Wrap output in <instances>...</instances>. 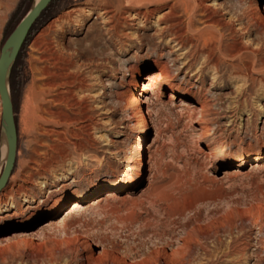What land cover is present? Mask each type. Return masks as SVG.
Wrapping results in <instances>:
<instances>
[{
    "label": "rangeland",
    "instance_id": "obj_1",
    "mask_svg": "<svg viewBox=\"0 0 264 264\" xmlns=\"http://www.w3.org/2000/svg\"><path fill=\"white\" fill-rule=\"evenodd\" d=\"M27 1L0 0V52ZM175 1L154 2L147 18L127 10L113 30L102 10L115 0H53L33 26L10 77L18 145L0 192V223H8L0 228V264H264V0H204L195 26L213 23L223 48H240L239 57L216 52L212 61L200 53L210 42L171 40ZM182 8L174 12L185 27ZM245 60H255L256 71L247 72ZM153 70L169 75L176 93L161 94L155 80L137 105L148 82L141 77ZM34 78L65 95L52 108L60 123L49 127L58 135L26 128ZM1 115L0 102V171ZM147 115L142 139L138 120ZM140 154L141 178L118 183L112 199L68 211L73 199L88 203L112 191L82 196L118 180ZM18 239L22 248L12 244Z\"/></svg>",
    "mask_w": 264,
    "mask_h": 264
},
{
    "label": "bare ground",
    "instance_id": "obj_2",
    "mask_svg": "<svg viewBox=\"0 0 264 264\" xmlns=\"http://www.w3.org/2000/svg\"><path fill=\"white\" fill-rule=\"evenodd\" d=\"M38 1V0H36ZM162 1V0H115L114 3H112L109 7H104V10L102 12L105 14H110L109 18L112 22L111 24V29L116 30L119 23L120 19L123 18L121 15L123 13H127V10H130L137 16H144L148 17L151 13H153V9L150 7L154 2ZM203 2L204 0H176L174 3L169 5V16H170V22L168 25V32L170 35V38L172 41H175L177 45L180 47H185L187 43L190 45H193V40L199 41L203 40L204 42H210L209 45L205 46L200 50L201 54H205V57L208 61H212L213 57L215 56V53L218 52L221 55L228 56L231 58L239 57L240 56V48L235 47V48H223L221 46V35H218V31L215 30V28H211L213 23L211 24L210 27H205V28H197L195 26L196 24V15H197V10L199 8H205L203 7ZM181 5L183 10L187 12L188 14V22L186 23L185 27L183 26V22L179 19L178 15H175V8ZM144 8V10H143ZM264 8V6H263ZM255 10V9H254ZM254 12V11H253ZM256 12V11H255ZM254 12V13H255ZM258 14V13H257ZM109 21V20H108ZM110 24V23H109ZM210 25V24H208ZM185 30L188 31L189 33H192L190 37H187L185 35ZM217 40L218 44L215 45V41ZM193 47V46H192ZM256 56V52H254ZM260 63L259 66L264 65V61L259 59ZM256 61H247L245 60L243 62V68L247 70V72H252L256 71ZM262 67L260 69L258 68L259 71H261ZM145 71V70H144ZM43 72L44 69H43ZM141 78H145L148 80L146 84L143 83L141 86V91L139 92V96H134L133 100L134 102L137 103V105H141V103L144 102L143 98L141 96L143 93L149 91L153 87V83L155 80H157V87L160 90L161 94H163L164 90H168L170 92L169 97H173L175 91V84L169 77V75H163L159 73L158 71H151L150 73L146 74V76H142ZM39 81L37 78H34L32 81V84L28 87L27 93L25 96V104H24V110H25V124L26 128L29 132V134H39V136L44 137V136H51L54 134H60L59 131H57L54 128H50L49 126H57L60 123V120H55L60 114L58 112H55L52 110V108L56 107L57 105L61 104L63 101H65V95L62 96V93L53 95L52 91L56 88L57 85L53 83L52 81L45 82L42 86L38 84ZM71 83V82H70ZM68 84V83H67ZM71 92V91H69ZM68 92V93H69ZM182 105L188 107L191 106V103L189 101H186L185 99H180ZM1 106H2V101L0 98ZM145 112V111H143ZM140 123V131H141V137L142 139L147 136L148 133V127L150 124V117L149 115L142 116L138 120ZM39 137H37V141L40 142ZM150 145L147 146V157L150 156ZM51 149H54L50 147ZM2 150L3 152L6 153L7 156V144L6 141L4 140L3 145H2ZM197 152L203 156L206 157L208 156V150L205 149L202 146H197ZM47 151L45 152L46 155ZM243 158L238 157L235 159L236 162H242ZM33 162L37 163L34 159L32 160ZM51 161H47L44 165L43 168L46 167V165H50ZM143 155H139L138 162L135 164L133 167L127 170V172L120 177L118 180L110 182V183H105L102 186H93L91 188L85 189L82 191V196L85 195H91L94 192L102 189V188H111L115 189L118 185V183L123 184L124 186L129 185L131 182H133L136 178L139 179L142 176V171H143ZM146 162H149V158L146 160ZM252 167H257L258 164L255 163L254 165H251ZM34 168V167H33ZM116 197L115 191H105L101 196L89 201L88 203L81 201V197L79 199H73L68 203V211L69 212H75L80 209H84L86 207H90L92 204H97L101 201L112 199ZM3 207L1 206V199H0V217L3 216ZM6 217V216H5ZM37 219H31V223L35 222ZM7 221L3 220L0 223V228L6 227L7 226ZM29 233H35L30 231ZM16 242V241H15ZM12 243L14 247L18 246L17 248L21 247L22 242L26 243L25 240H17L16 243ZM11 244V248L12 245ZM16 245V246H15ZM8 246V245H7ZM6 248V247H5ZM22 248V247H21ZM7 249V248H6ZM1 250V249H0ZM10 250V248H8ZM18 250V249H17ZM7 252V251H6ZM175 252V251H174ZM177 252V251H176ZM2 253V252H1ZM180 253V252H179ZM183 254V253H181ZM180 254V255H181ZM174 255V254H172ZM178 256V255H177ZM183 257V256H182ZM180 258V257H179ZM185 258V257H183Z\"/></svg>",
    "mask_w": 264,
    "mask_h": 264
},
{
    "label": "water",
    "instance_id": "obj_3",
    "mask_svg": "<svg viewBox=\"0 0 264 264\" xmlns=\"http://www.w3.org/2000/svg\"><path fill=\"white\" fill-rule=\"evenodd\" d=\"M53 0H34L29 10L20 19L4 41L0 52V98L2 101L1 132L7 144V156L0 171V192L6 186L14 169L18 132L14 103L10 92V77L17 57L33 26Z\"/></svg>",
    "mask_w": 264,
    "mask_h": 264
},
{
    "label": "trees",
    "instance_id": "obj_4",
    "mask_svg": "<svg viewBox=\"0 0 264 264\" xmlns=\"http://www.w3.org/2000/svg\"><path fill=\"white\" fill-rule=\"evenodd\" d=\"M26 1H27V0H22L21 4H23V3L26 2ZM27 2H28V7H29V5H31V3L33 2V0H28ZM20 6H21V5H19V8H20ZM19 8H18V9H19Z\"/></svg>",
    "mask_w": 264,
    "mask_h": 264
}]
</instances>
